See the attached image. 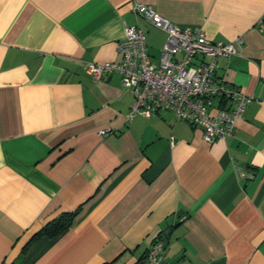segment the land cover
<instances>
[{"label": "crops", "instance_id": "crops-1", "mask_svg": "<svg viewBox=\"0 0 264 264\" xmlns=\"http://www.w3.org/2000/svg\"><path fill=\"white\" fill-rule=\"evenodd\" d=\"M134 2L241 37L215 69L250 96L229 135L206 142L166 108L125 120L119 74L86 72L120 58L125 25L157 58L164 33ZM156 238L165 261L264 264V0H0V264H137Z\"/></svg>", "mask_w": 264, "mask_h": 264}, {"label": "built area", "instance_id": "built-area-1", "mask_svg": "<svg viewBox=\"0 0 264 264\" xmlns=\"http://www.w3.org/2000/svg\"><path fill=\"white\" fill-rule=\"evenodd\" d=\"M134 14L164 33L155 60L147 52L143 30L125 25L117 40V61L85 62L83 67L93 78L118 73L131 99L125 120L138 113L148 116L160 108L170 109L200 129L201 138L211 142L229 135L235 121L241 118L250 96L215 73L217 58L236 54L240 36L229 41L209 39L201 26L176 24L158 14L149 4L134 2ZM259 27L262 28L260 20ZM106 129H99L104 133ZM246 176L245 170L239 172ZM164 240L154 239L137 264H185L180 258L165 261L161 257Z\"/></svg>", "mask_w": 264, "mask_h": 264}, {"label": "trees", "instance_id": "trees-1", "mask_svg": "<svg viewBox=\"0 0 264 264\" xmlns=\"http://www.w3.org/2000/svg\"><path fill=\"white\" fill-rule=\"evenodd\" d=\"M72 213L73 212L70 211H61L56 216L43 222L41 226L31 235L23 247H25L29 241L38 236H53L60 232L70 222L73 216Z\"/></svg>", "mask_w": 264, "mask_h": 264}, {"label": "rangeland", "instance_id": "rangeland-1", "mask_svg": "<svg viewBox=\"0 0 264 264\" xmlns=\"http://www.w3.org/2000/svg\"><path fill=\"white\" fill-rule=\"evenodd\" d=\"M151 58V57H150ZM153 60V58H151Z\"/></svg>", "mask_w": 264, "mask_h": 264}]
</instances>
